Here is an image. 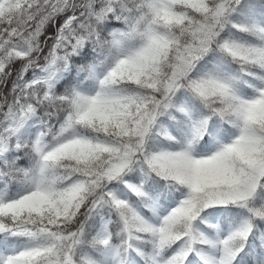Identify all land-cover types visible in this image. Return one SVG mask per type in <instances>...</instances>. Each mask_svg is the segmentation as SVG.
<instances>
[{"label":"snow or ice","instance_id":"snow-or-ice-1","mask_svg":"<svg viewBox=\"0 0 264 264\" xmlns=\"http://www.w3.org/2000/svg\"><path fill=\"white\" fill-rule=\"evenodd\" d=\"M0 264H264V0H0Z\"/></svg>","mask_w":264,"mask_h":264}]
</instances>
